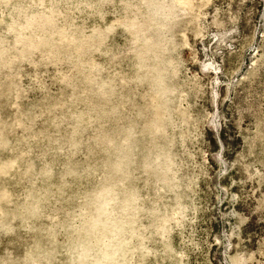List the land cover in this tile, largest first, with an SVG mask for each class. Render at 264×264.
<instances>
[{
	"label": "rangeland",
	"instance_id": "obj_1",
	"mask_svg": "<svg viewBox=\"0 0 264 264\" xmlns=\"http://www.w3.org/2000/svg\"><path fill=\"white\" fill-rule=\"evenodd\" d=\"M96 2L13 0L58 34L38 66L0 71V260L39 246L68 264L58 225L80 223L81 194L103 204L116 186L137 199L129 264H264V0H180L163 26L141 0L103 17ZM15 26L0 10V35ZM148 28L163 100L132 83ZM96 216L77 242L100 251L112 221Z\"/></svg>",
	"mask_w": 264,
	"mask_h": 264
},
{
	"label": "clouds",
	"instance_id": "obj_2",
	"mask_svg": "<svg viewBox=\"0 0 264 264\" xmlns=\"http://www.w3.org/2000/svg\"><path fill=\"white\" fill-rule=\"evenodd\" d=\"M179 2L180 0H173V4L169 5L167 0H163L160 4L150 3V0H141V5L150 10L152 23L159 22L163 26L168 22L170 13L175 10ZM119 4L125 10H130L134 7V5L129 3V0H119ZM115 5L116 0H97L96 3L85 6L93 9L94 14L103 17L107 15L105 9ZM9 9L14 15L16 26L11 31L0 35V71L7 70L12 73L14 66L17 64L28 63L33 67L38 66L35 56L41 53L42 48L46 46V41H51L53 36L58 33L50 31L52 25L47 17L38 19L33 16H26L24 13L27 12V9H22V6L14 4L13 0H0V10L7 12ZM149 33H153L151 28L147 29L142 38H138L133 42L136 46H140L141 50L137 51V47L134 49V53L140 63L136 65L137 76L132 80V83H150L151 91L160 100H163L166 96L163 90V82L158 78L152 77L155 69L149 68L147 66L148 62L144 60V56L147 53L143 49L153 44V37L149 36ZM60 43H63V41H60ZM79 51L81 49H78ZM95 51H99V49L96 48ZM48 55H51V53ZM44 59H47V56ZM71 59L72 57H69V60ZM92 71L94 70L92 69ZM12 78V76L8 77V79ZM15 78L19 79L18 73H16ZM157 131H162V129H157ZM159 160L160 158L157 157L155 163L159 164ZM145 167L150 169L152 165L149 164ZM119 170V165H117V171ZM161 183L163 184L164 182L161 181ZM115 187L105 189L106 202L103 204H101V194L99 192L93 191L81 194L77 199V203L81 207L76 213V219L80 223H74L70 230L58 225L59 233H56L52 239L56 242L60 233H68L63 245L64 253L68 256V264H129L126 257L132 250V238L135 235V233L130 231L132 225L129 221L134 219L132 214L136 212L134 205L137 203V199L135 194L131 192L117 194ZM163 190L161 188V191ZM101 207L106 210L112 221L109 225L111 228V239L104 249L96 251L94 248L77 241L80 234L90 233L95 230L98 221L96 212ZM39 211L40 208L37 204L33 208V213L35 214ZM59 254L55 249L46 251L36 246L34 249L29 250L22 262H17L10 258L8 261L0 260V264H52Z\"/></svg>",
	"mask_w": 264,
	"mask_h": 264
}]
</instances>
